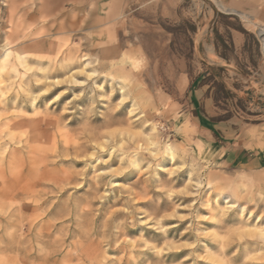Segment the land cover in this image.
<instances>
[{"label": "rangeland", "instance_id": "1", "mask_svg": "<svg viewBox=\"0 0 264 264\" xmlns=\"http://www.w3.org/2000/svg\"><path fill=\"white\" fill-rule=\"evenodd\" d=\"M263 25L264 0H0L26 60L0 71V264H264Z\"/></svg>", "mask_w": 264, "mask_h": 264}, {"label": "bare ground", "instance_id": "2", "mask_svg": "<svg viewBox=\"0 0 264 264\" xmlns=\"http://www.w3.org/2000/svg\"><path fill=\"white\" fill-rule=\"evenodd\" d=\"M15 8V7H14ZM58 15V14H56ZM55 15V16H56ZM58 20V18H57ZM58 22V21H57ZM60 23V22H59ZM96 23V22H95ZM55 24V23H54ZM53 27V26H52ZM62 27V26H61ZM264 34V32H263ZM8 45V44H7ZM23 49V48H22ZM57 51V50H56ZM14 50L10 47V46H7L4 48V53L3 55H1V60H0V71H4L6 69H9V70H16L17 69V66H16V62L19 61L20 64L24 65L25 66V58H23V53L21 51H17L15 54H14ZM14 55V56H13ZM57 57V56H56ZM50 61V60H49ZM26 67V66H25ZM8 70V71H9ZM45 123V122H44ZM154 131V130H153ZM166 147H167V150L172 152V147L170 146V144H166ZM39 151V150H38ZM46 152V151H45ZM39 153V152H38ZM43 153V152H42ZM41 154V153H40ZM172 154V153H171ZM48 156V155H47ZM30 159V158H29ZM32 159V158H31ZM21 164V163H19ZM18 164V165H19ZM24 164V163H23ZM22 167V166H21ZM24 170V169H23ZM1 171V170H0ZM22 171V170H21ZM18 172V171H17ZM3 173V172H2ZM21 174V172H20ZM19 174V175H20ZM22 175V174H21ZM17 182V181H16ZM42 182V181H41ZM70 182V181H69ZM21 183V182H20ZM18 184V183H17ZM53 184H55L53 182ZM57 186V185H56ZM61 186V185H60ZM11 189V187H10ZM19 192V191H18ZM45 192V191H44ZM42 225V224H41ZM44 226V225H43ZM264 232V231H262Z\"/></svg>", "mask_w": 264, "mask_h": 264}, {"label": "crops", "instance_id": "3", "mask_svg": "<svg viewBox=\"0 0 264 264\" xmlns=\"http://www.w3.org/2000/svg\"><path fill=\"white\" fill-rule=\"evenodd\" d=\"M221 152H222V150H220ZM227 152V151H226ZM233 160L234 161H240V162H245V161H247L248 159L246 158V154H245V152H238V151H235L234 153H233Z\"/></svg>", "mask_w": 264, "mask_h": 264}, {"label": "trees", "instance_id": "4", "mask_svg": "<svg viewBox=\"0 0 264 264\" xmlns=\"http://www.w3.org/2000/svg\"><path fill=\"white\" fill-rule=\"evenodd\" d=\"M205 82V78L201 81V84L202 83H204ZM215 83V85H218L219 87H220V90H222L224 93H226V94H229V91L228 90H226V87H225V85L223 84V83H220V82H214ZM227 117H228V115H226ZM222 117H224V116H222ZM222 117H220L219 119H221Z\"/></svg>", "mask_w": 264, "mask_h": 264}, {"label": "built area", "instance_id": "5", "mask_svg": "<svg viewBox=\"0 0 264 264\" xmlns=\"http://www.w3.org/2000/svg\"><path fill=\"white\" fill-rule=\"evenodd\" d=\"M258 32L261 35L262 39L264 40V34H263V32H264V25L259 27Z\"/></svg>", "mask_w": 264, "mask_h": 264}]
</instances>
